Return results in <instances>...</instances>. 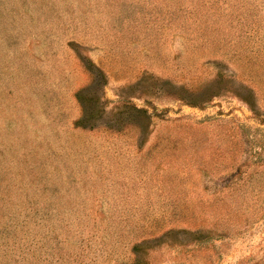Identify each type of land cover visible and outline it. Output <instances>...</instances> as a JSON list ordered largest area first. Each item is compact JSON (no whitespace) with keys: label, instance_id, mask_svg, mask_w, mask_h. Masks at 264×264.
Instances as JSON below:
<instances>
[{"label":"rangeland","instance_id":"1","mask_svg":"<svg viewBox=\"0 0 264 264\" xmlns=\"http://www.w3.org/2000/svg\"><path fill=\"white\" fill-rule=\"evenodd\" d=\"M0 264H264V0H0Z\"/></svg>","mask_w":264,"mask_h":264}]
</instances>
